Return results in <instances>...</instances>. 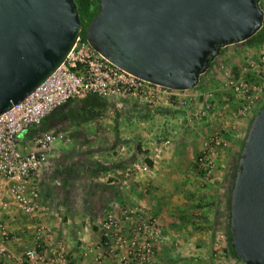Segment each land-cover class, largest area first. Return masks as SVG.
I'll list each match as a JSON object with an SVG mask.
<instances>
[{"label": "water", "instance_id": "95a60500", "mask_svg": "<svg viewBox=\"0 0 264 264\" xmlns=\"http://www.w3.org/2000/svg\"><path fill=\"white\" fill-rule=\"evenodd\" d=\"M85 39L127 72L189 90L227 45L261 29L260 0H95ZM81 31L75 0H0V114L65 59ZM231 245L264 264V104L253 116L230 190Z\"/></svg>", "mask_w": 264, "mask_h": 264}, {"label": "crops", "instance_id": "0c3cea01", "mask_svg": "<svg viewBox=\"0 0 264 264\" xmlns=\"http://www.w3.org/2000/svg\"><path fill=\"white\" fill-rule=\"evenodd\" d=\"M58 108L43 119L39 130L68 132L69 138L62 142L69 149L50 146L49 161L36 177L37 211L25 214L10 205L0 217L12 233L8 247L15 255L39 245L46 254L65 253L69 264H95L93 245L100 239L98 221L105 211L143 207L159 222L155 264H242L231 254L228 243L225 177L218 167L203 181L201 169L198 171L192 159L190 148L199 150L200 136H182V141L189 142L185 145L188 165L183 169L164 165L166 160L156 162L153 154L161 141H148L150 163L144 161L150 171L142 173L130 164L147 153L137 151L144 148L140 142L146 135L133 140L136 151L131 156L123 152L120 156L119 147L105 156L92 151V135L68 128L71 124L63 115L69 109L54 113ZM29 133L23 135L26 148L30 146ZM114 141L113 147L118 144L123 149L130 139L118 135ZM168 154L163 157L167 159ZM41 224L45 230L38 232ZM99 264L117 263L109 257Z\"/></svg>", "mask_w": 264, "mask_h": 264}, {"label": "built area", "instance_id": "2783aa9c", "mask_svg": "<svg viewBox=\"0 0 264 264\" xmlns=\"http://www.w3.org/2000/svg\"><path fill=\"white\" fill-rule=\"evenodd\" d=\"M260 62L264 66V53ZM243 72L248 71L243 69ZM228 83L247 99L244 110L249 107L248 102L258 100L264 93V81L258 85L249 78L229 79ZM165 90L181 91L153 84L123 70L79 34L63 62L33 91L0 114V217L10 205L25 214H33L39 207L36 177L49 161L52 142L65 137L61 131L39 130L48 114L73 98L125 96L155 101L159 92ZM28 132L30 146L26 148L23 139ZM220 143L216 135L210 137L198 157L203 181L212 175L218 153L213 145ZM132 166L137 171H149L148 166L137 162ZM98 228L100 239L93 245L95 264L109 257L117 264H155L159 222L143 207L107 209L98 221ZM44 230L43 224L38 226V232ZM11 239V231L0 220V264H69L65 253L46 254L39 245L15 255L8 247Z\"/></svg>", "mask_w": 264, "mask_h": 264}, {"label": "rangeland", "instance_id": "374dc122", "mask_svg": "<svg viewBox=\"0 0 264 264\" xmlns=\"http://www.w3.org/2000/svg\"><path fill=\"white\" fill-rule=\"evenodd\" d=\"M260 6L264 12V0H260ZM84 30L85 27L80 32ZM263 53L264 38L262 40L253 38L227 45L221 49L210 67L200 75L199 86L193 89L161 91L155 101L138 97L88 95L69 100L54 113L69 109L67 112L63 111L65 112L63 118L71 124L68 128L78 132L82 130L92 135L94 142L89 143L93 147L92 151L105 156H109L118 147L121 151L120 156L123 155L122 152L125 153L124 156H131V153L136 151V142L133 140H139L146 135L145 141L140 142L144 148L139 147L137 151H147V153L141 155L142 161L136 159L133 162L148 167L149 165L144 161L150 156L149 153H152L148 148L150 145L148 141H161L156 154H153L155 161L163 163L166 160L164 165L183 169L187 164L185 145L189 142L187 139L182 141V136L196 134L201 137L202 144L199 150L197 148L194 150L192 146L190 151H194L192 159H195L199 171L198 157L206 141L216 135L221 143L213 145L218 151L214 170L220 167L225 177L228 200L229 188L234 178V167L243 140L253 116L264 102V93L258 100L248 102L249 107L244 110L243 106L247 103V99H244L241 91L237 92L234 87L226 83L229 79L240 81L249 78L254 84L261 85L264 81L262 75L264 66L260 62ZM243 69L248 71L247 74ZM64 133L66 138H56L52 144L69 149L68 145L62 142L63 139L69 138V133ZM118 135L130 139L123 149L118 144L113 147L114 139H117ZM166 139L169 140L167 143ZM168 152L170 154L166 159L163 155H167ZM140 172L148 171L140 169Z\"/></svg>", "mask_w": 264, "mask_h": 264}, {"label": "trees", "instance_id": "16d2710c", "mask_svg": "<svg viewBox=\"0 0 264 264\" xmlns=\"http://www.w3.org/2000/svg\"><path fill=\"white\" fill-rule=\"evenodd\" d=\"M78 6V10H79V15H80V19L84 24V27L86 29L91 17L94 15V13L97 11V3L95 0H75ZM80 34L85 38V30L83 32H80ZM253 38H257V39H263L264 38V25H262L261 29H259L251 38L249 39H253ZM199 86V84L197 85ZM264 104V102H263ZM262 104V105H263ZM244 143V140H243ZM146 162L150 163V161L148 159H145ZM238 160V159H237ZM236 168H237V162L235 164V171H234V176L236 173ZM234 179V178H233ZM232 187V185H231ZM231 187L229 188V195H228V215H229V203H230V190ZM229 218H228V223H227V233H228V243H229V247L231 249V254L236 258V254L235 251L233 249V246L231 245V237H230V232H229Z\"/></svg>", "mask_w": 264, "mask_h": 264}, {"label": "flooded vegetation", "instance_id": "af4514ba", "mask_svg": "<svg viewBox=\"0 0 264 264\" xmlns=\"http://www.w3.org/2000/svg\"><path fill=\"white\" fill-rule=\"evenodd\" d=\"M84 27V24H83V22L81 21V29Z\"/></svg>", "mask_w": 264, "mask_h": 264}]
</instances>
